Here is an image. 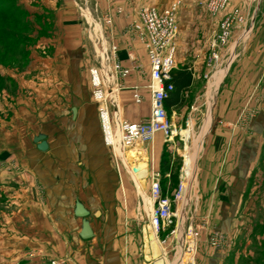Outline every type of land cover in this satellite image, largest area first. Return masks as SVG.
Returning a JSON list of instances; mask_svg holds the SVG:
<instances>
[{"label":"crops","instance_id":"0c3cea01","mask_svg":"<svg viewBox=\"0 0 264 264\" xmlns=\"http://www.w3.org/2000/svg\"><path fill=\"white\" fill-rule=\"evenodd\" d=\"M96 1L101 9L107 6L110 9V5L118 2ZM124 1L135 3L140 0ZM196 1L195 4H202L205 0ZM61 2L55 14L58 23L55 30L62 36L57 50L60 57L57 62L45 59L39 63H42V73H39L38 82L34 80L33 84L43 86L44 96L37 100L34 107L32 105L20 115L29 117V127L39 117L54 121L55 116H64L60 118V123L55 124L62 133V145L71 148L77 140L86 141L90 137L97 148L96 154L102 155L105 149L111 148L103 141L97 110L91 107L93 101L88 92V78L82 79L85 92L71 95L75 102L70 112L69 108L59 103L61 96L72 87V71L97 64L89 65L91 50L85 43L84 28L77 21L70 1ZM182 5L183 1L180 0L176 19L174 69L187 67L191 80L187 87L176 95L171 94L169 101H164L166 114L177 134L170 140L156 134L151 144L140 146L145 154L142 156L144 159L137 158L138 164L144 166L147 163L146 175L145 170L140 175L141 185H145V179L148 182L153 171H158L163 181L161 185H165V192L170 195L171 180L175 179L176 185L181 175L184 153L192 152V157L189 154L187 159L194 163L195 170L184 213L193 206L194 212L203 213L210 226L220 229L225 235L226 229L231 228L228 227L231 224L229 213L241 209L247 187L248 194L255 189V184L250 187L248 181L251 177L253 183L256 178L261 179V172L256 166L264 147V0H230L226 11L217 15L205 14L193 7L185 14L184 20L179 15ZM235 8L241 12L244 22L234 25L226 46L228 50L221 51L220 57L225 60L224 66L228 63V68L227 71L226 68L223 70V76L221 70L215 76V81L210 82L209 85H216L221 78L212 97L213 104L208 108L210 91L204 85L211 78L207 68L210 45L215 41L223 14ZM113 10L109 12L113 13ZM134 15L114 14L112 27H109V42L117 46V58L121 65L130 69L126 77L117 78L118 85L112 94V103H108L111 121L138 122L146 118L149 112V91L146 87L149 83L148 59L140 40L128 29ZM93 30L96 31V28ZM38 89L42 91V88ZM134 92L141 96L140 102L134 101ZM52 102H57V106H49ZM208 113L210 122L209 116L206 118ZM86 116L89 119L87 122ZM246 117L250 118L246 120ZM34 137L35 134L30 138L32 143ZM197 139L199 142H196ZM15 141L6 140L4 146L14 147L19 144ZM192 146H196V150ZM135 151L129 150L128 155L132 158L136 155ZM67 155L68 159L75 156L73 152ZM175 157L180 161L176 171L173 169ZM18 158L22 159L20 156ZM24 163L33 165L35 162L30 157ZM135 174L134 178L138 180ZM68 175V172H36V175L33 171L18 175L2 173L0 180L4 182L7 176H13L7 180H13L20 186H3L4 192L11 193L12 201L9 199L10 204L4 206L3 213L0 212V264H50L51 260L63 258L67 260L62 264H124L123 261L128 264L121 240L110 241L108 250H101L104 239L95 236L93 224L89 223L92 236L88 239L80 237L82 221L74 215L76 199L70 205ZM50 176L59 181L47 182ZM26 183L27 186H22ZM138 191L144 196L143 187ZM131 201L124 205L123 210L116 205V214L106 221L108 227L118 223L134 226L138 208ZM241 210L245 211V208ZM148 212L149 209L144 215L146 220ZM93 216L98 217L95 213ZM189 224V227H193L192 219ZM201 240L204 239L200 238L199 244ZM213 250L216 249L195 253V263L224 264L226 255Z\"/></svg>","mask_w":264,"mask_h":264},{"label":"rangeland","instance_id":"374dc122","mask_svg":"<svg viewBox=\"0 0 264 264\" xmlns=\"http://www.w3.org/2000/svg\"><path fill=\"white\" fill-rule=\"evenodd\" d=\"M61 1L62 0H0V177L2 173H6L7 175H18L30 174L33 171L36 175V172H68L70 174L67 179L70 205L72 201L76 199L89 211L84 219H86L88 223L94 225L95 236L104 239L101 250H108L107 248L109 247L108 244L110 241L121 240L125 252V261L128 262V264H150L151 260L145 259L144 239L142 234V226L147 224L144 215L150 207L148 182H146L144 178L145 185H141L143 182L140 177L144 170L146 175L147 163L141 166L138 164L139 160L137 159L142 157L143 153L145 154V151L142 150L143 146H134L129 149H124L117 141L113 149H105L102 155H98L96 154L97 148L94 146V141L88 137L86 141L77 140L74 143L76 144L74 147L66 148L62 145L63 142L60 141L62 133L57 130L58 127L55 126V124L60 123V118H64V116H55L54 121L50 118L46 120V117H39L36 123L34 122V124L29 127V117L20 115V112L29 110L32 108V105L34 107L37 100L44 96L43 86L33 84L34 80L38 82V76L41 72L42 63H39L44 62L45 59H52L57 62L60 57V53L57 50L62 36H59L57 34L58 31L56 32L55 30V27L58 25L55 14L57 13V9L60 8ZM69 1L77 14V21L82 28H84L85 43L89 46V50H91L89 53V65L93 64L97 62L95 53H97V47L100 41L102 40L103 42L109 43L111 37V34H109V27H112L113 21L110 26L101 23L100 32L102 34H98V32L92 34L93 31L91 30L92 33L90 35L86 22L89 21L88 23H91V20L88 19L86 21L81 14L79 8V6L81 7L80 0ZM117 1V4L110 5V9L108 8L109 6L101 9L96 0H90V3L87 5L89 8L88 11L91 12L90 14L94 17L97 16V13L101 14L116 8L121 9L122 12L120 14H134L140 6L152 5L161 10L166 8L174 0H140L135 3L125 2L124 0ZM182 1L183 5L179 14L182 16V20H184L185 14L191 11L193 7H195L197 11L201 10L200 12L202 13L210 14L203 4H195L196 0ZM89 18H91L90 15ZM97 28L99 27L97 26ZM227 44L217 49L216 58H210V53L207 58V63L212 59L211 65L207 66L209 69L208 76L211 78L210 81H207L204 85L205 88H207L206 90L210 91L208 96V108H211L213 104L212 97L214 91H217V87L220 85L221 78L216 82V85L209 84L215 81V76L219 75L221 70L223 76V70L226 68L227 71L228 68V63L225 65L227 67H225L223 64L225 60L223 61L220 57L222 49L228 50V48H226ZM210 48H212L211 45ZM227 52L228 51L225 52V57ZM35 63L36 69L34 68ZM90 67L74 69L72 71V87H70L67 94H63V97L61 96V101L57 100L58 102L60 101L59 103H62L61 105L69 108V112L70 107H72L75 102L72 100L71 95H76V93L80 95V92H85V84L82 83V79L87 80V78L89 81L88 92L93 101L91 107L94 106L95 111L97 110V103L92 97V86L89 74ZM55 69L56 68H54V70ZM38 88H42V91ZM39 94H41L40 97ZM52 104L53 106H57V102H52L49 106H52ZM207 116H209L208 122H210L209 113L206 115V118ZM249 118L250 117H246V120ZM86 119V122L89 121L87 116ZM97 119L99 121L98 114ZM33 128L35 129L33 130ZM33 134H35V136L39 134L44 136L43 141L47 144L45 150L37 149V142L32 143L30 141ZM262 134V139H264V133ZM257 136L258 133H256V137ZM6 140H16L15 143L19 144L14 145V147H5ZM196 142H199V139H197ZM192 147H195L196 150V146ZM129 150H136V157L133 156L131 158V155H128ZM261 151L262 155L256 166L261 172V179L257 180L256 178L253 183L251 177L248 181V186L251 187L252 184H255V186H253L255 189L253 192H249V194L247 193L249 187L246 189L241 204V209L245 208V211L240 209L238 212L229 213L231 224H229L228 227L231 228H227V223H225L227 231L225 233L226 236L223 235V237L225 236L222 243L223 246L214 248L209 244L208 237L211 232L223 233L220 229H214L210 226L208 218H205L203 213L194 212L193 206L190 210L185 213L183 212L181 217V232L184 249L186 245L190 246L189 240L191 238L186 239L185 237L188 236V230H190L191 234H193V231L197 233V237L194 239L193 259L189 264H197L195 263V256L198 252H211L212 248L216 249L213 250L214 252H223L226 255L224 264H264V147ZM68 152H73L75 156L73 158L71 156L68 159ZM189 154L192 157V152ZM19 156L22 158L21 160L18 158ZM30 157L33 158L35 163L33 165L25 164L24 162L28 161ZM128 159H131V161ZM174 159L173 169L176 171L180 161L178 157ZM20 162L23 164H20ZM134 172H136L135 175L139 178L138 180H135L133 175ZM11 177L13 176H7L4 182L0 180L1 213L4 211V206L10 204L12 201L11 193L4 192L3 186L14 188L18 185V183H15L13 180H7L11 179ZM49 178L50 179L47 181L49 183H53V180L59 181L58 179H54L53 176ZM175 182V179L171 180L169 190L172 191L175 188L177 185H175ZM136 185L138 189L143 187L144 196L139 193ZM22 186H27V183ZM163 188H165V185H163ZM9 194L10 196H8ZM130 200H132L131 202L133 205L138 208V213L136 214L139 220L135 219L133 227H127V225L122 223L121 225L118 223L116 226L113 225L112 227H108L106 221L108 218H111L112 215L116 214L114 211L116 205H119L123 210L124 205L128 204ZM97 211L99 213L98 217H94L93 214ZM122 214L125 216L124 212ZM141 215L142 217H140ZM191 219L193 227H189V221ZM168 230L169 228L157 236L158 242L159 240L162 241L163 236L167 234ZM191 234L189 236H191ZM200 238L204 240H201L199 244ZM160 246L164 255L159 256L155 264H167L168 261L173 264H186L184 257L188 255L187 253H180L181 257L179 256L180 258L176 259L177 256L175 255L178 249L176 248V240L174 238H168L164 243H160ZM174 256L175 258H173ZM65 261L66 260H64V262ZM123 263L125 264L124 261Z\"/></svg>","mask_w":264,"mask_h":264},{"label":"built area","instance_id":"2783aa9c","mask_svg":"<svg viewBox=\"0 0 264 264\" xmlns=\"http://www.w3.org/2000/svg\"><path fill=\"white\" fill-rule=\"evenodd\" d=\"M230 0H205L202 4L211 15H217L227 9ZM90 0H80V11L87 21L91 16V23L88 25V33L102 34L100 32L101 23L108 26L112 24L113 15L120 14V8H116L113 13H97L92 16L88 11ZM180 0L172 1L166 8L158 9L152 5L140 6L129 23V31L140 40L145 50L149 64V112L146 118L138 122L127 120L110 119L108 103H112V94L117 88V78L126 77L130 69L121 65L117 58V46L111 42L100 41L97 47V64L89 69L90 82L92 86V97L97 103V113L100 121V128L103 141L113 149L112 139L118 136L119 143L124 149L134 146H147L154 141L156 134H161L165 140L173 139L177 134L172 127L166 114L164 101L169 93L174 90L171 79V70L175 68V37L177 34V13ZM86 9V10H85ZM87 11V12H85ZM88 13L89 15L87 16ZM101 15V16H100ZM244 22L243 16L238 9L223 14L214 43L211 45L210 58H216L217 49L225 46L231 36L232 29L236 23ZM97 25L99 28H97ZM93 26V27H91ZM96 28V31L93 30ZM92 30V31H91ZM212 60V59H211ZM211 60L207 66L211 65ZM134 101L140 102L141 96L134 92ZM187 182V175L182 169L181 175L175 188L170 195L163 192L161 185V175L158 171H153L148 180V198L150 207L147 217V224L150 225L156 237L161 232L169 228L167 234L163 236L160 243H164L168 238L175 239V230L178 221V212H184V188ZM191 229V228H190ZM187 235H190L188 230ZM143 234V232H142ZM194 237V238H193ZM197 233L193 231L190 238L195 239ZM223 234L211 232L208 237L209 244L216 248L223 246ZM190 246L186 245V250ZM65 259L51 260L50 264H62Z\"/></svg>","mask_w":264,"mask_h":264},{"label":"bare ground","instance_id":"6f19581e","mask_svg":"<svg viewBox=\"0 0 264 264\" xmlns=\"http://www.w3.org/2000/svg\"><path fill=\"white\" fill-rule=\"evenodd\" d=\"M86 10V9H85ZM87 12V11H85ZM88 16V13H86ZM91 20V18L89 19ZM98 26V25H97ZM99 27V26H98ZM113 141V146L114 144L118 141V136H116L115 138L112 139ZM120 144V143H119ZM122 147V146H121ZM187 156H189L188 153H184L183 155V161H184V165H183V170L187 175V182L185 183V188L183 190L184 192V203L186 200V196L188 193V189L190 187V182L193 179V175H194V163L190 162L187 159ZM149 205H150V200H149ZM178 221H177V226H176V230H175V240H176V248L178 249V251H176V259L180 258V253H187L188 255H186V257H184V259L186 260V264H189L192 262V255H193V251H194V240L190 239L189 243H190V248L189 249H184L183 248V239H182V232H181V227H182V220L181 217L183 215V210L178 212ZM186 239H189L190 236H185ZM143 239H144V254H145V259L147 260H151L150 264H155L159 258V256L164 255V252L162 251V248L160 246V243L158 242V239L154 233V231L152 230L151 226L148 225L147 227L145 226L143 229ZM180 248V250H179ZM175 256L173 258H175ZM180 256V257H179ZM175 259V261H176ZM167 264H173L172 262H167Z\"/></svg>","mask_w":264,"mask_h":264},{"label":"water","instance_id":"95a60500","mask_svg":"<svg viewBox=\"0 0 264 264\" xmlns=\"http://www.w3.org/2000/svg\"><path fill=\"white\" fill-rule=\"evenodd\" d=\"M44 136L39 134L37 136H35L33 138L34 142H37V149L39 150H45L47 147V144L45 141H43ZM138 175V173H137ZM89 211L83 206L82 203H80L79 201H75L74 204V215L76 217H80L82 218V222H81V230H80V237L83 239H87L90 238L92 236V231L91 228L89 226V223L86 219H84L87 215H88ZM95 215H98V211L95 212Z\"/></svg>","mask_w":264,"mask_h":264},{"label":"trees","instance_id":"16d2710c","mask_svg":"<svg viewBox=\"0 0 264 264\" xmlns=\"http://www.w3.org/2000/svg\"><path fill=\"white\" fill-rule=\"evenodd\" d=\"M190 80H191V73L187 69V67L184 66L178 69H172L170 81L172 82L174 86V90H173L174 93L173 91L170 92L168 97L165 99V101L170 100L171 94L176 95L181 89H184L185 87H187L190 84ZM161 184H163L162 180H161ZM162 189H163V192H165L166 188H163V185H162Z\"/></svg>","mask_w":264,"mask_h":264}]
</instances>
